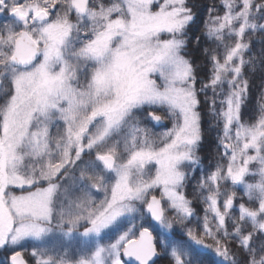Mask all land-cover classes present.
Wrapping results in <instances>:
<instances>
[{
    "label": "snow or ice",
    "instance_id": "snow-or-ice-1",
    "mask_svg": "<svg viewBox=\"0 0 264 264\" xmlns=\"http://www.w3.org/2000/svg\"><path fill=\"white\" fill-rule=\"evenodd\" d=\"M222 9L207 6L204 34L232 44L222 60L203 49L209 72L190 56L198 15L189 0H0L8 264H204V248L219 264H264V104L244 120L245 57L251 34L264 36V0ZM206 110L222 125L223 151L197 178ZM194 180L206 193L202 235L185 194ZM76 233L111 242L78 256L48 246Z\"/></svg>",
    "mask_w": 264,
    "mask_h": 264
},
{
    "label": "trees",
    "instance_id": "trees-1",
    "mask_svg": "<svg viewBox=\"0 0 264 264\" xmlns=\"http://www.w3.org/2000/svg\"><path fill=\"white\" fill-rule=\"evenodd\" d=\"M190 4L196 6V13L198 15L197 24L193 27L189 38L192 39V43L189 45L190 56L194 57L198 63L205 64L208 66V71H211V65L208 63L207 54L204 53L203 49L207 48L209 53L215 52L217 55L223 58L224 44L231 45L232 40L225 38L224 44L214 42L207 38L204 34V23L208 20L207 6L215 3L218 13L223 14L222 4L223 0H189ZM199 37L200 43L197 45L195 39ZM252 41L251 52L246 55V59H251L252 64L249 65V69L246 72V78L250 81V93L247 101L246 115L244 120L247 122L254 121L259 113V105L264 104L262 94H264V36L260 33H252L250 37ZM219 44V46H218ZM224 91L227 92V84L224 86ZM213 93L211 90L208 92V96L212 97ZM219 105V99H217V106ZM202 128L204 132V139L202 141V147L198 155L202 158L201 163L196 166L197 178L204 173L214 170L217 161L220 160L222 154V148L219 146L218 139L221 135L222 125L213 118L209 111L202 113ZM222 162V161H221ZM196 181L185 189L186 197L191 201V207L193 208L194 216L197 219L203 220L205 214L206 204L203 201V195L201 191L196 188ZM18 192V191H17ZM197 234L202 235V227L197 229ZM206 244H211L210 239L205 240ZM259 245V242H257ZM235 251V250H234ZM200 259L204 261V264H219L221 258L212 249H201ZM163 264H167L166 260H162Z\"/></svg>",
    "mask_w": 264,
    "mask_h": 264
},
{
    "label": "rangeland",
    "instance_id": "rangeland-1",
    "mask_svg": "<svg viewBox=\"0 0 264 264\" xmlns=\"http://www.w3.org/2000/svg\"><path fill=\"white\" fill-rule=\"evenodd\" d=\"M97 2L99 3V2H101V0H97ZM103 2L107 3L108 0H103ZM3 22H6V18L0 17V23H3ZM3 102H4V97L2 94H0V104H3ZM165 124H167L168 127L171 126L167 121H165ZM163 130H164L163 128H159L156 131L159 132V131H163ZM221 134H222V132H221ZM222 151H223V149H222ZM237 190H238V192L242 193V191H243L242 186H238ZM166 215L169 218H172V216L174 214L171 211H169L166 213ZM191 219L193 221V223L191 225L192 227H196L197 225H200L202 227L203 220L197 219L194 215ZM200 228H197V229H200ZM157 231H164L165 235L168 234L167 231L160 229L159 226H157ZM97 241H99V243H101V244L111 242L109 240V237L105 236L104 234H102L101 237L97 238L95 236L83 237L79 233H76L71 238H61L59 235L51 237V238H49L47 243H48L49 247H54L59 251L67 250L71 254H73L74 256H78L82 250L87 251L89 249H93ZM30 250H31V243L29 244V251ZM27 254L28 253L26 252L25 255H27ZM6 261H7L6 254L3 251H0V264H6ZM159 264H163V261L161 260L159 262Z\"/></svg>",
    "mask_w": 264,
    "mask_h": 264
},
{
    "label": "flooded vegetation",
    "instance_id": "flooded-vegetation-1",
    "mask_svg": "<svg viewBox=\"0 0 264 264\" xmlns=\"http://www.w3.org/2000/svg\"><path fill=\"white\" fill-rule=\"evenodd\" d=\"M194 167H196V166H194ZM17 191H18V190H17ZM81 231H82V229H81ZM30 243H32V242H29V244H30ZM6 264H8V261H6Z\"/></svg>",
    "mask_w": 264,
    "mask_h": 264
},
{
    "label": "water",
    "instance_id": "water-1",
    "mask_svg": "<svg viewBox=\"0 0 264 264\" xmlns=\"http://www.w3.org/2000/svg\"><path fill=\"white\" fill-rule=\"evenodd\" d=\"M159 128V127H158ZM124 259H127V258H124Z\"/></svg>",
    "mask_w": 264,
    "mask_h": 264
}]
</instances>
